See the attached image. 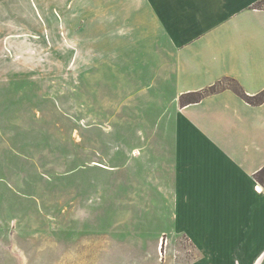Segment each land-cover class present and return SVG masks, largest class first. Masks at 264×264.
I'll list each match as a JSON object with an SVG mask.
<instances>
[{"label":"rangeland","instance_id":"rangeland-1","mask_svg":"<svg viewBox=\"0 0 264 264\" xmlns=\"http://www.w3.org/2000/svg\"><path fill=\"white\" fill-rule=\"evenodd\" d=\"M152 12L0 0V264H216L183 216L219 234L223 163L202 142L182 168L171 155L194 128L180 109L243 87L197 88L176 25Z\"/></svg>","mask_w":264,"mask_h":264},{"label":"crops","instance_id":"crops-1","mask_svg":"<svg viewBox=\"0 0 264 264\" xmlns=\"http://www.w3.org/2000/svg\"><path fill=\"white\" fill-rule=\"evenodd\" d=\"M151 1L153 21L176 25L168 34L181 40L182 55L196 64L197 88L232 76L252 97L264 90L263 0ZM181 111L194 128L184 136L179 133L182 147L171 161L181 167L178 162L187 163L205 143L223 163L221 176L229 188L222 196L219 234L196 238L183 216L188 235L199 248L218 251L216 264H264V184L256 177L264 168V102L253 105L224 89Z\"/></svg>","mask_w":264,"mask_h":264},{"label":"trees","instance_id":"trees-1","mask_svg":"<svg viewBox=\"0 0 264 264\" xmlns=\"http://www.w3.org/2000/svg\"><path fill=\"white\" fill-rule=\"evenodd\" d=\"M238 92V91H236ZM239 95L241 94V96L243 98H245L247 101L251 102V104L253 105H258L260 103H263L264 102V90L262 92H260L259 94H257L256 96L252 97L248 94H246L243 89L240 90V92H238ZM264 173V168H262L257 174H256V177L257 179L264 184V181L262 180V177L261 178H258L259 176H261L262 174Z\"/></svg>","mask_w":264,"mask_h":264}]
</instances>
